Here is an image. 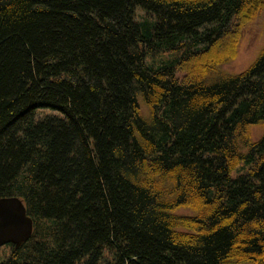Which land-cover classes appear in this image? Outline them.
<instances>
[{
	"label": "trees",
	"instance_id": "16d2710c",
	"mask_svg": "<svg viewBox=\"0 0 264 264\" xmlns=\"http://www.w3.org/2000/svg\"><path fill=\"white\" fill-rule=\"evenodd\" d=\"M260 16L264 0H0V198L34 223L3 264H264V46L223 70Z\"/></svg>",
	"mask_w": 264,
	"mask_h": 264
},
{
	"label": "rangeland",
	"instance_id": "374dc122",
	"mask_svg": "<svg viewBox=\"0 0 264 264\" xmlns=\"http://www.w3.org/2000/svg\"><path fill=\"white\" fill-rule=\"evenodd\" d=\"M142 10L136 11L137 20L140 21L144 17ZM264 46V17L260 16L257 20L247 25L242 31V39L239 45V53L234 62L225 65L223 70L229 74H240L246 71L258 58ZM48 112H41L44 116ZM253 140L257 141L263 136V130L259 126L252 129ZM247 166L242 165L232 173V177L236 178L243 174ZM179 215L192 216L193 213L189 210H181ZM11 245L0 246V264L11 255Z\"/></svg>",
	"mask_w": 264,
	"mask_h": 264
},
{
	"label": "water",
	"instance_id": "95a60500",
	"mask_svg": "<svg viewBox=\"0 0 264 264\" xmlns=\"http://www.w3.org/2000/svg\"><path fill=\"white\" fill-rule=\"evenodd\" d=\"M33 230V220L21 199L0 198V246L18 247L31 239Z\"/></svg>",
	"mask_w": 264,
	"mask_h": 264
}]
</instances>
